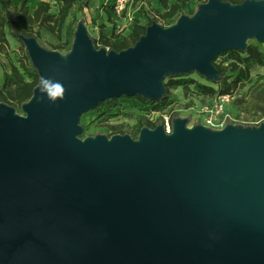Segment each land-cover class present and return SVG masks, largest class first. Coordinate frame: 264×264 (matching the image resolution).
<instances>
[{"label":"water","instance_id":"95a60500","mask_svg":"<svg viewBox=\"0 0 264 264\" xmlns=\"http://www.w3.org/2000/svg\"><path fill=\"white\" fill-rule=\"evenodd\" d=\"M179 19L120 52L80 26L68 60L23 37L65 93L40 101L38 86L25 116L0 103V264H264V125L78 137L99 102L160 98L165 74L214 78L219 54L264 43V0Z\"/></svg>","mask_w":264,"mask_h":264},{"label":"trees","instance_id":"16d2710c","mask_svg":"<svg viewBox=\"0 0 264 264\" xmlns=\"http://www.w3.org/2000/svg\"><path fill=\"white\" fill-rule=\"evenodd\" d=\"M146 0H135L144 3ZM160 5L165 9L164 12L158 11V15L151 18L147 24H142L138 19H134L132 30L128 35H119L112 33L108 35L101 28L98 37H91L94 48L109 47L110 50L117 52L129 49L136 45L140 39L146 34L147 29L154 22L161 19H172L174 17L180 18L184 15L185 7L192 1H197L200 6L207 3L209 0H158ZM224 3L232 5L244 4L251 0H221ZM262 1V0H257ZM78 2V11L84 10L91 3V0H57L58 11L52 12V4L49 1L42 0L38 3L37 9L34 13L30 12L28 7V0L22 6L12 4V0H0L2 8L0 9V53L8 59L12 76L7 69V64L0 60V65L4 69V83L0 84V103L7 104L15 110L24 106L34 97L35 89L40 84V71L34 64L30 52L25 44L23 37H34L37 41L43 36V30L56 35L60 40L62 39L63 27L70 15L71 9ZM75 17L69 23L66 40L61 45L63 47L68 44V35L75 23ZM27 23L28 27H22L21 23ZM9 36L13 37L24 50L20 55L16 54L17 63L11 57ZM228 55L227 64L223 62L217 63L213 61L216 67V76L212 81L214 83L225 84L220 89L213 86L206 85L195 79H182L171 77V79L164 85V92L160 98H147L142 95H135L140 101L146 105H154L155 110H163L172 104L171 92L172 88L189 87L195 84V88L199 93L214 96L219 94H230V91L245 86L246 83L252 81L251 71L259 66L264 67V50L256 44H248L244 48H232L219 54ZM176 76H188L176 75ZM258 78L264 80V75H258ZM121 98V97H120ZM112 98L99 102L93 111H101L107 108L108 112H113L119 106L118 99ZM242 111H261L264 113V82L257 85L254 91L251 92L247 99L238 100ZM178 113H173V120ZM161 123L149 121L142 116L138 117L137 123L134 125L135 133L132 137L135 140L139 139L140 132L144 128H157ZM118 125H113L114 134H128L127 132H119L116 129Z\"/></svg>","mask_w":264,"mask_h":264},{"label":"rangeland","instance_id":"374dc122","mask_svg":"<svg viewBox=\"0 0 264 264\" xmlns=\"http://www.w3.org/2000/svg\"><path fill=\"white\" fill-rule=\"evenodd\" d=\"M103 4V0H91V3L88 7H86L82 11H78V2L75 3L73 8L71 9L70 15L63 27L62 31V39L60 40L56 35L43 30V36L40 38L38 43L47 51H52L57 53L63 60H68L72 51L73 45L76 40V34L80 26H84L87 30L89 37H98L101 28L108 35H112V33L119 35H128L132 30L131 22L127 24L123 19L114 20L109 18L105 13V9ZM201 6L197 1L190 2L184 9V15L189 18H194ZM53 12L56 13L58 11V3H52ZM158 11L164 12L165 9L160 5L158 0H146L144 3L138 2L134 3L132 9V16L134 19H138L140 23L147 24L149 20L158 15ZM75 17V23L71 29V32L68 35V44L67 46H61L66 40V32L69 26V23ZM179 18L174 17L172 19H161L159 18L156 25L164 29H172L179 23ZM126 23V24H125ZM134 23V22H133ZM120 26V27H119ZM129 26V29L127 28ZM121 27H125L122 28ZM98 28V29H96ZM128 29V30H127ZM256 44L261 49L264 50V43L259 42L255 36H252L247 39L245 42V46L248 44ZM102 47H99L101 49ZM11 49V57L17 63V55H20L25 52L21 49L20 44L11 38L10 42ZM3 59V60H2ZM228 55L217 56L214 62L221 63L224 61L227 64ZM0 60L5 61L7 64V69L9 70L10 75L12 76V72L10 69V64L8 59L0 53ZM259 68H255L251 71L252 81L246 83L245 86H241L238 89H234L230 91L231 98L225 105V111L228 112L233 119L227 120V126L232 125L238 129L244 130H261L264 125V113L261 111H249L244 112L241 110L238 100L247 99L252 91L255 90L257 85L264 80L258 78L257 71ZM264 71V70H263ZM188 76H176V75H186ZM171 77L182 78V79H195L201 83L206 85H210L215 87L216 89H220L225 84L214 83L212 79L204 74H201L199 71H191L189 73L184 74H175V73H167L161 79L162 86L165 85ZM171 92V100L172 104H170L167 108L168 111H172L173 113H178L175 121L184 120L185 126L187 129L194 130L198 128H202L205 130L213 131L214 127L207 123V117L211 114L210 111L205 110V107L210 103L209 99L214 96H207L198 92L195 88V84H191L187 87H178L172 88ZM142 95L145 94H135ZM135 95H123L118 98L119 106L113 112H108L107 108L102 109L101 111H93L90 110L82 115L79 125L82 127V132L78 135L80 139L83 141L88 139H96L98 136L105 135L110 137L109 134L113 131V125H118L119 127L116 129L119 132H127L131 137L134 136L135 129L134 125L137 123L138 117L142 116L146 118V113L148 110L142 108V105H146L140 101L139 98L134 97ZM219 95V94H217ZM215 95V96H217ZM204 97V98H202ZM16 115L25 116L27 113L24 109H17L14 111ZM149 113H152L151 111ZM141 136L139 135L138 141L141 140Z\"/></svg>","mask_w":264,"mask_h":264},{"label":"built area","instance_id":"2783aa9c","mask_svg":"<svg viewBox=\"0 0 264 264\" xmlns=\"http://www.w3.org/2000/svg\"><path fill=\"white\" fill-rule=\"evenodd\" d=\"M135 0H103V6L105 13L109 18L114 20L123 19L127 24L131 22L134 23V16H132V9L134 6ZM125 23V24H126ZM120 27V26H119ZM133 26H131L132 28ZM122 30L125 27H121ZM129 29V26L127 27ZM98 29V28H96ZM127 29V30H128ZM103 47V46H102ZM109 51V47H105ZM204 98V97H202ZM231 94H221L213 98H210L209 101L211 104L205 107V110L210 111L211 114L207 117V123L214 127V130H222L227 126V120L234 118L225 111V105L230 100ZM144 109L148 110L146 113V118L151 122H160L164 128L166 134H171L173 132L174 123H173V112L166 109L155 110L154 105H142ZM152 113H149V112Z\"/></svg>","mask_w":264,"mask_h":264},{"label":"clouds","instance_id":"9594fccd","mask_svg":"<svg viewBox=\"0 0 264 264\" xmlns=\"http://www.w3.org/2000/svg\"><path fill=\"white\" fill-rule=\"evenodd\" d=\"M39 91L41 93L39 100L43 101L46 95L47 100L51 103H55L57 99H62L65 93V89L60 82H55L43 76L40 79Z\"/></svg>","mask_w":264,"mask_h":264},{"label":"crops","instance_id":"0c3cea01","mask_svg":"<svg viewBox=\"0 0 264 264\" xmlns=\"http://www.w3.org/2000/svg\"><path fill=\"white\" fill-rule=\"evenodd\" d=\"M42 1V0H28V7L30 9V12L31 13H34V11L37 9L38 7V3ZM45 1H49L51 4L53 2H56L57 3V0H45ZM25 2V0H12V4L13 5H16V6H22V4ZM2 8L1 4H0V9ZM52 12H53V9H52ZM22 27H28L27 23L25 22H22L21 23ZM11 36H9V41L11 42ZM14 39V38H13ZM15 40V39H14ZM3 60V59H2ZM5 62V61H4ZM259 68L258 71H257V74H261V75H264V67H257ZM253 76V75H252ZM4 83V69L3 67L0 65V84L2 85Z\"/></svg>","mask_w":264,"mask_h":264}]
</instances>
